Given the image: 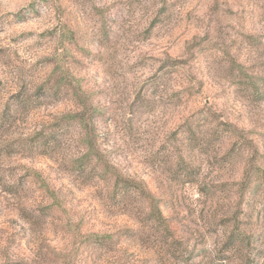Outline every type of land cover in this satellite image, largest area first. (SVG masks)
<instances>
[{
	"label": "rangeland",
	"instance_id": "rangeland-1",
	"mask_svg": "<svg viewBox=\"0 0 264 264\" xmlns=\"http://www.w3.org/2000/svg\"><path fill=\"white\" fill-rule=\"evenodd\" d=\"M0 264H264V0H0Z\"/></svg>",
	"mask_w": 264,
	"mask_h": 264
},
{
	"label": "trees",
	"instance_id": "trees-1",
	"mask_svg": "<svg viewBox=\"0 0 264 264\" xmlns=\"http://www.w3.org/2000/svg\"><path fill=\"white\" fill-rule=\"evenodd\" d=\"M232 234H233V237L235 236V233H234V231L233 232H231Z\"/></svg>",
	"mask_w": 264,
	"mask_h": 264
}]
</instances>
